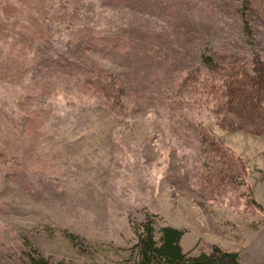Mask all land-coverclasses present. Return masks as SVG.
<instances>
[{
    "label": "rangeland",
    "instance_id": "obj_1",
    "mask_svg": "<svg viewBox=\"0 0 264 264\" xmlns=\"http://www.w3.org/2000/svg\"><path fill=\"white\" fill-rule=\"evenodd\" d=\"M69 1L0 0V264H132L146 222L264 264V129L222 121L203 62H264V0Z\"/></svg>",
    "mask_w": 264,
    "mask_h": 264
},
{
    "label": "trees",
    "instance_id": "obj_2",
    "mask_svg": "<svg viewBox=\"0 0 264 264\" xmlns=\"http://www.w3.org/2000/svg\"><path fill=\"white\" fill-rule=\"evenodd\" d=\"M72 1V2H71ZM66 2V16L72 15L77 11L78 3L74 4V0ZM62 14V13H61ZM214 61L216 62L214 64ZM205 62L213 73L211 94L214 100L215 111L222 116V121L231 125V127L244 128L251 132H260L264 129V62L255 61L251 67H238L229 65L225 69H221L216 58L210 55H204ZM218 63V65H216ZM191 73V74H190ZM188 77L190 78L192 72ZM88 81L98 86L101 91L116 96V91L106 79L97 76ZM98 82L96 84L95 82ZM106 81V82H104ZM122 92V91H121ZM216 142H218L216 140ZM215 143V139H211L206 147V151L210 150V145ZM221 150L219 153L225 159L230 158L231 161H220L219 171L224 174L231 175L232 164L237 162L236 166L245 173V166L236 157L231 149L218 142ZM184 234V230L165 225L161 227V236L159 239L155 237V228L152 223L146 222L142 233L139 235L138 242L135 244L136 256L132 264H244L238 250L224 249L218 245H213L210 251H203L193 255L184 251L180 243ZM27 264H77L72 261L59 260L51 261L43 255L30 256Z\"/></svg>",
    "mask_w": 264,
    "mask_h": 264
}]
</instances>
